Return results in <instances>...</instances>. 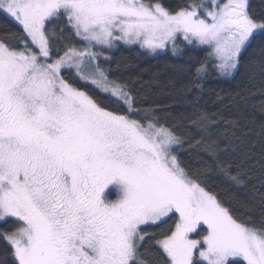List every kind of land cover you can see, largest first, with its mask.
<instances>
[{"label": "snow or ice", "instance_id": "6c2138e0", "mask_svg": "<svg viewBox=\"0 0 264 264\" xmlns=\"http://www.w3.org/2000/svg\"><path fill=\"white\" fill-rule=\"evenodd\" d=\"M0 16L18 29L0 36V224H13L0 231L3 264H264V160L218 131L237 122L197 107L199 139L186 136L101 63L120 44H195L207 51L192 73L202 91L213 73L238 74L254 45L264 51V11L251 0H0ZM257 163V207L226 201L217 182L247 186Z\"/></svg>", "mask_w": 264, "mask_h": 264}, {"label": "trees", "instance_id": "16d2710c", "mask_svg": "<svg viewBox=\"0 0 264 264\" xmlns=\"http://www.w3.org/2000/svg\"><path fill=\"white\" fill-rule=\"evenodd\" d=\"M191 0H163L175 10ZM257 12L264 11V0H251ZM18 30L9 20L0 16V36ZM181 51L173 54L171 49L152 55L137 45L120 44L106 51L108 60L101 63L108 70L110 79L127 83L142 107H151L161 121L175 127L186 136L199 139L195 126L191 124L197 107L200 111L216 113L225 121H236L237 127L220 124L218 131L228 128L243 141L242 149L251 150L253 160H264V51L258 45L249 50L234 77H219L215 73L204 81L205 88L191 85L192 73L206 55L204 47L180 43ZM81 86L84 87L83 82ZM89 89L93 86L87 85ZM103 97V94H99ZM108 103V101H105ZM114 106V105H113ZM185 162L195 167L199 158L194 148L185 147L182 152ZM262 169L257 163L252 172L254 179L247 186L228 185L217 182L220 194L240 207L244 204L257 207L255 189L260 188L258 177ZM13 224H0V231L10 229ZM6 245L0 240V264L9 260Z\"/></svg>", "mask_w": 264, "mask_h": 264}, {"label": "rangeland", "instance_id": "374dc122", "mask_svg": "<svg viewBox=\"0 0 264 264\" xmlns=\"http://www.w3.org/2000/svg\"><path fill=\"white\" fill-rule=\"evenodd\" d=\"M193 45H195V44H193ZM129 46H133V45H129ZM195 46H198V45H195ZM199 47H202V46H199ZM164 51H166V50L159 51L158 53H161V52H164ZM158 53H157V54H158ZM152 55L155 56V54H152Z\"/></svg>", "mask_w": 264, "mask_h": 264}]
</instances>
